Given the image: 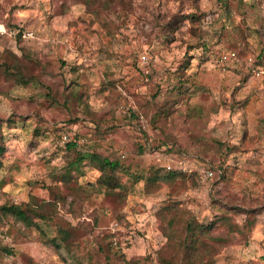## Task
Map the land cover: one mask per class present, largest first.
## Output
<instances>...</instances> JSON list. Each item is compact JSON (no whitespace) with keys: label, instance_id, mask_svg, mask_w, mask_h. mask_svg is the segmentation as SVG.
I'll list each match as a JSON object with an SVG mask.
<instances>
[{"label":"rangeland","instance_id":"1","mask_svg":"<svg viewBox=\"0 0 264 264\" xmlns=\"http://www.w3.org/2000/svg\"><path fill=\"white\" fill-rule=\"evenodd\" d=\"M126 3L0 0V23L34 33L0 39V206L67 194L56 216L31 215L37 227L9 219L8 232L0 231L9 253L0 251V264H74L51 240L80 224L110 236L114 263L159 264L168 242L162 211L175 201L207 227L227 214L240 228L248 224L242 233L213 228V237L224 238L214 242L213 264H264V75L218 66L222 52L235 50L264 68V0ZM189 14L203 19L176 24ZM64 133L76 134L78 151L121 158L146 176L163 153L144 154L141 145L176 141L187 160L202 167L193 157L208 159L218 175L136 184L128 177L125 198L109 197L89 159L70 184L62 181ZM71 193L85 200L73 204ZM83 237L82 251L90 245Z\"/></svg>","mask_w":264,"mask_h":264},{"label":"trees","instance_id":"2","mask_svg":"<svg viewBox=\"0 0 264 264\" xmlns=\"http://www.w3.org/2000/svg\"><path fill=\"white\" fill-rule=\"evenodd\" d=\"M101 1L112 6L119 0H111L110 2H105L104 0ZM120 2L125 5L127 4L126 0H120ZM190 19L193 20V22H201L203 14H189L188 16L178 17L176 19V24H179V22L183 20ZM8 28L12 29V26H8ZM17 37L22 39V33H19ZM235 52L239 55V57L243 58L239 52ZM257 63L262 64V61L258 59ZM246 74V76H251V73ZM194 110L199 114L204 112L200 107L195 108ZM67 146V156L65 155L67 166L62 176V181L70 184L72 180L75 179L74 171L76 172L84 161L89 159L91 166L101 173L100 178L97 180L98 188H100V191H103L104 194L109 197L112 196L118 199L125 198L129 186L125 185L122 181L128 177H130L133 181L132 184H136L139 180H146L147 183L156 181L171 183L176 180L189 178V176L181 172L166 170L161 165L160 161L153 162L147 176L143 170L141 174L134 173L131 171L130 167L123 164L121 158L117 159L109 156H103L95 150L82 153L78 151L79 147L75 142H70ZM140 148L144 154L162 152L167 156H174L177 159H186L189 155H191L187 152V150L182 149L176 141L171 143H162L158 140L156 143L155 138L152 141H148L147 138V141H145ZM4 152L5 148L0 146V157L3 156ZM193 160L198 166L212 169L214 171V175L217 177V167L214 166L210 160L203 159L198 156H194ZM58 195L59 197L54 201L46 203L32 204L30 202H25L19 205L5 204L0 206V223L4 221L3 227L0 231L2 233L8 232L6 227L9 224L10 218L14 219L16 222L23 223L27 228H32L38 226L35 223L36 219L45 220L49 219V217L52 218L56 216L59 212V204L64 205L67 202L65 197L67 194L64 195V193L61 192ZM72 195L73 204L82 198L75 193ZM78 198L80 199L77 200ZM34 214L36 215L34 216L35 220L31 216ZM162 214L164 222L163 230L168 242L158 253L159 264H213L216 257L214 242L224 241L223 237L212 236L213 228L218 227V225L221 224L227 228L229 233H242L244 229L248 227L247 224V226L245 225L240 228L228 214L221 216L220 218L218 217L216 222H213L208 227L204 226L194 217L190 210L185 208L182 203L178 201L165 206ZM81 232L84 233L83 239L88 241L90 244L89 247H86V250L83 251L76 246V244L79 243ZM109 239V235H96L95 226L91 227L89 225L80 224L79 226L68 230L58 229V234L53 240H51V243L59 249H65L74 264H79L83 262V260H88L90 264H116L112 261ZM1 250L4 249L0 246V251ZM4 251L9 253V250ZM96 255L102 256L104 258V262H102V260L96 261ZM135 264H147V260L138 261Z\"/></svg>","mask_w":264,"mask_h":264},{"label":"built area","instance_id":"3","mask_svg":"<svg viewBox=\"0 0 264 264\" xmlns=\"http://www.w3.org/2000/svg\"><path fill=\"white\" fill-rule=\"evenodd\" d=\"M209 18L204 21V25L208 24ZM19 33H22V36L24 38H33L34 33L32 31H22L19 30H12L7 27V25L0 23V39L4 37H12L17 36ZM143 61H147V57H142ZM220 67H226V66H233L235 69H243L247 72H250L253 76L260 78L264 75V68L257 63V60L252 57L248 56L245 58L239 57V55L233 51H224L220 55V58L218 60ZM140 126L143 131L149 132V126L147 120L144 119L143 116L140 117ZM76 134H69L64 133L62 135V139L65 143L75 142L77 144L78 141L74 138ZM81 141V140H79ZM161 165L168 171H178L183 174L187 175H194L197 174L202 180H211L214 178V171L206 168V167H197L194 165L191 161L187 159H177L174 156H167L165 154H162L159 156Z\"/></svg>","mask_w":264,"mask_h":264}]
</instances>
